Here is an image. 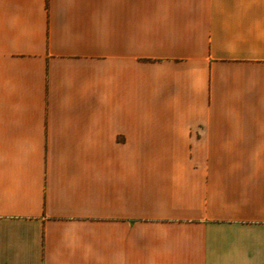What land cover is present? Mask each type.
Masks as SVG:
<instances>
[{
    "label": "crops",
    "instance_id": "crops-1",
    "mask_svg": "<svg viewBox=\"0 0 264 264\" xmlns=\"http://www.w3.org/2000/svg\"><path fill=\"white\" fill-rule=\"evenodd\" d=\"M0 264H264V0H0Z\"/></svg>",
    "mask_w": 264,
    "mask_h": 264
}]
</instances>
